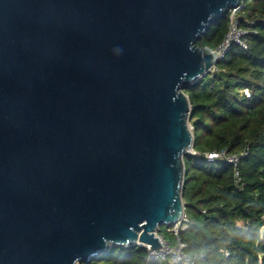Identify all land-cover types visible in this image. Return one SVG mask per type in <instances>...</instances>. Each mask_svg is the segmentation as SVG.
Here are the masks:
<instances>
[{"label":"water","instance_id":"95a60500","mask_svg":"<svg viewBox=\"0 0 264 264\" xmlns=\"http://www.w3.org/2000/svg\"><path fill=\"white\" fill-rule=\"evenodd\" d=\"M242 0H0V264L162 248L194 149L197 41Z\"/></svg>","mask_w":264,"mask_h":264},{"label":"trees","instance_id":"16d2710c","mask_svg":"<svg viewBox=\"0 0 264 264\" xmlns=\"http://www.w3.org/2000/svg\"><path fill=\"white\" fill-rule=\"evenodd\" d=\"M245 15L257 31L248 49L233 47L214 72L184 90L195 155L184 157L182 196L190 223L179 236L187 252L204 253L214 264H264V0L246 2ZM228 22V14L216 20L197 46L215 50ZM223 151L248 155L238 167L207 161V153ZM147 254L140 246L113 247L83 264H145Z\"/></svg>","mask_w":264,"mask_h":264},{"label":"built area","instance_id":"2783aa9c","mask_svg":"<svg viewBox=\"0 0 264 264\" xmlns=\"http://www.w3.org/2000/svg\"><path fill=\"white\" fill-rule=\"evenodd\" d=\"M246 2L242 0L237 7L230 9L228 12L229 22L228 30L220 45L213 50L214 55L218 61L226 58L228 53L233 47H239L242 50H247L250 42V38L253 35H257V31L254 28L256 21L246 17ZM245 24L246 27H243ZM216 70V66L213 67L211 72ZM247 97H250L248 90L244 92ZM191 154L195 155L192 151ZM248 155L247 151L241 153L229 155L226 151L223 152H210L206 154L208 162H214L217 160L226 161L227 163L233 164L238 167L240 161ZM238 176V173H236ZM190 223L186 213L180 221L173 227L168 229V232L174 237V241L171 243L166 237L159 232L156 237L159 239L162 248L157 250H150V245L139 244L137 246L144 247L148 254L146 256L145 264H214L209 261L208 257L204 253H189L187 252V244L181 241L180 232L188 228ZM225 258L229 257V252L222 251Z\"/></svg>","mask_w":264,"mask_h":264},{"label":"rangeland","instance_id":"374dc122","mask_svg":"<svg viewBox=\"0 0 264 264\" xmlns=\"http://www.w3.org/2000/svg\"><path fill=\"white\" fill-rule=\"evenodd\" d=\"M250 0H245V2H249ZM169 229V227H167V226H162L161 228H160V231H161V234H164L165 235V237H166V239L167 240H171V234L169 233V232H167V230Z\"/></svg>","mask_w":264,"mask_h":264}]
</instances>
